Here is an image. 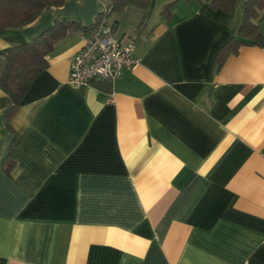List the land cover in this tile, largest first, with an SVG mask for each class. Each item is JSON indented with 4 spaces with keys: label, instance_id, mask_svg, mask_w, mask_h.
<instances>
[{
    "label": "crops",
    "instance_id": "obj_1",
    "mask_svg": "<svg viewBox=\"0 0 264 264\" xmlns=\"http://www.w3.org/2000/svg\"><path fill=\"white\" fill-rule=\"evenodd\" d=\"M169 1L110 15L139 64L108 89L67 82L79 29L56 42L12 130L0 89V264H264V46L214 71L245 0L230 13L180 1L166 19ZM107 3L45 6L0 31V54L57 21L90 26Z\"/></svg>",
    "mask_w": 264,
    "mask_h": 264
},
{
    "label": "trees",
    "instance_id": "obj_2",
    "mask_svg": "<svg viewBox=\"0 0 264 264\" xmlns=\"http://www.w3.org/2000/svg\"><path fill=\"white\" fill-rule=\"evenodd\" d=\"M66 0H0V31L19 28L33 21L45 6H60ZM150 0H108L109 15L119 13L126 6L134 5L146 9ZM180 1L172 0L165 3L161 14L166 19L173 15V9ZM199 4H207L214 11L230 13L237 0H194ZM264 10V0H245L242 21L238 33L220 46L214 58V71L223 61L235 54L244 44L264 46V35L259 30V22ZM99 14L97 15V17ZM96 17V19H97ZM81 22H55L30 42L13 45L0 54V89L8 98L5 124L12 130L10 118L21 103L26 91L34 79L47 67L48 57L54 50L56 42L73 30H84ZM103 89H108L110 81H98ZM9 171L10 165H6Z\"/></svg>",
    "mask_w": 264,
    "mask_h": 264
},
{
    "label": "built area",
    "instance_id": "obj_3",
    "mask_svg": "<svg viewBox=\"0 0 264 264\" xmlns=\"http://www.w3.org/2000/svg\"><path fill=\"white\" fill-rule=\"evenodd\" d=\"M106 5L95 22L81 31L82 47L71 57L67 82L86 88L98 81H112L139 64L135 41L118 39Z\"/></svg>",
    "mask_w": 264,
    "mask_h": 264
}]
</instances>
